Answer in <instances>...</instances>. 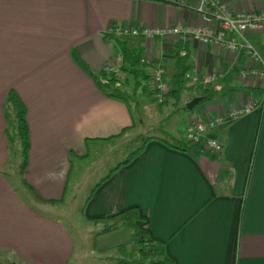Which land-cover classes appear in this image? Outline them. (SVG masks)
Wrapping results in <instances>:
<instances>
[{
	"label": "crops",
	"instance_id": "0c3cea01",
	"mask_svg": "<svg viewBox=\"0 0 264 264\" xmlns=\"http://www.w3.org/2000/svg\"><path fill=\"white\" fill-rule=\"evenodd\" d=\"M235 1L244 9L264 10V0ZM197 3L0 0V264H69L76 249L71 229L59 215L50 217L33 209L26 197L46 211L64 204L71 167L66 157L84 156L93 145H87L89 141L120 138L135 126L133 111L153 109L156 102L147 82L156 63L164 70L168 91L172 78L184 72L179 100L183 94L190 96L186 103L212 94L198 102L196 121L235 112L230 121L203 132L221 149L218 153L206 148L180 150L149 138L137 154L119 165L128 153L95 185L80 206L82 218L89 222L135 208L141 218L138 227L162 246L167 264H264V99L258 89L244 86L236 77L246 61L243 53L228 54L181 35L150 40L120 37L147 60L140 63L147 79L136 90L130 77L123 73L118 77L125 80L121 90L136 93L127 101L103 95L73 60L74 56L94 75L106 66L114 70L113 60L120 52L107 37L111 35L105 34L110 23L138 28L193 24ZM251 34L260 36L261 50L249 41ZM243 38L264 62V31L245 32ZM194 71L197 81H186L185 73ZM210 74L215 82L205 81ZM8 92L16 94L25 109L28 146L22 175L21 152L9 146L4 133ZM144 95L150 103L141 100ZM165 98L160 104L173 105L175 110L167 115L158 110L163 116L154 124L146 123L143 133L152 129L161 136V126L165 138L183 140L189 120L183 122L180 139L171 132L179 134L175 122L166 129L170 113L180 107L179 100L174 104ZM139 124H143L140 117ZM25 185L54 203L35 202ZM117 246L124 245L109 248ZM99 248L96 255L101 258L90 264H116L106 260L105 249Z\"/></svg>",
	"mask_w": 264,
	"mask_h": 264
},
{
	"label": "built area",
	"instance_id": "2783aa9c",
	"mask_svg": "<svg viewBox=\"0 0 264 264\" xmlns=\"http://www.w3.org/2000/svg\"><path fill=\"white\" fill-rule=\"evenodd\" d=\"M172 1L176 2L177 0ZM192 10L197 15V20L193 24L141 26L138 28L137 26L117 27L110 23L105 30V34L117 37L143 36L147 40L167 35H181L183 38H190L228 54L242 52L246 61L236 77L244 86L258 89L263 94L264 99L263 59L256 48L243 40L245 32L264 31V10H254L253 7L244 9L235 0H198L197 5ZM179 55L183 56L184 52H179ZM139 61L140 63L147 62L142 57ZM113 63L116 65L114 70L109 66H106L104 70H112L117 77H121L118 69L121 63L120 53L115 54ZM257 64L261 66L257 67ZM163 74L164 70L158 63L151 66L148 74L147 85L152 94L151 99L158 104L163 102L168 91ZM184 77L186 81H197L195 71L193 74L185 73ZM215 80L214 74L205 75L206 82L211 83ZM243 108H245L244 105ZM234 113L228 111L225 114L210 117L205 121L195 120L189 122L185 128L184 140L191 144H202L203 148L218 153L221 145L215 140L205 137L203 132L213 128L218 123L230 121Z\"/></svg>",
	"mask_w": 264,
	"mask_h": 264
},
{
	"label": "rangeland",
	"instance_id": "374dc122",
	"mask_svg": "<svg viewBox=\"0 0 264 264\" xmlns=\"http://www.w3.org/2000/svg\"><path fill=\"white\" fill-rule=\"evenodd\" d=\"M259 39L260 36L258 34H251L249 36V41L261 50V45L258 42ZM189 97L190 96H185V94H183L181 99L179 100L178 106L184 107L186 104V99ZM141 100L145 103H150L146 95H144ZM199 104L200 103L194 105L190 111L177 109V112L175 114L170 113L169 117L171 121H167L164 124V127L167 129V125L169 124V122H175V125L173 127L176 131L179 132V134L175 131L171 132L175 137L180 139L182 136V134L180 135V133L182 132L183 122L188 120L189 122H191L195 120V118L193 117L198 112ZM128 105H132V102H128ZM152 107L153 109H149L148 112L143 111L140 114L133 111L135 126L133 129L125 132L120 138H115L113 141L109 142L89 141L87 145L91 143L93 145L89 147L87 153L84 156L72 155L66 157V161L70 163L71 167L69 169V179L67 181V188L64 195V204L56 207V209H53V211H46L45 209H41V206L36 205L33 201L29 200L26 197L33 209L49 215L50 217L59 215L60 220L65 224V226L68 229H71L76 249L69 261V264H90L95 262L96 260L101 258L96 255L98 249H100L99 247L104 248L110 256H113L115 255V253H117V250L115 248H109L112 245L121 243L124 245V248L126 250L132 248L133 244L131 240V234L129 237L128 232L130 233V231L126 227H121L116 231H113L111 234H108L106 237L104 236V234H98L96 235V237H92V241L90 242L89 236H94L97 231L102 229L104 227L103 223L95 224L91 221H85L82 218L81 213L76 209L82 205L83 201L91 193L95 185H97L99 181H102L106 174L110 172V170L117 163H119L128 155V153L136 148L138 142H136V139L133 140V137H138L140 135L144 136L143 134L145 133H143V129H146V123L154 124L158 117L163 116V114H160L158 110H160L161 113H164L165 115L168 114V110H175V107L169 104L154 103ZM133 109L135 108L133 107ZM143 110L146 109L143 108ZM139 117L142 119L143 124H139ZM148 117L150 119H148ZM189 122H187V124ZM160 129L162 130L161 136L157 135L158 132L156 131H150L149 133L157 137H162L166 132L162 129L161 126ZM169 136L171 135L169 134ZM17 159L19 160V157L16 156V160ZM62 159H64V157ZM13 187L17 192L20 191L15 186ZM88 249L91 250V253L88 252Z\"/></svg>",
	"mask_w": 264,
	"mask_h": 264
},
{
	"label": "trees",
	"instance_id": "16d2710c",
	"mask_svg": "<svg viewBox=\"0 0 264 264\" xmlns=\"http://www.w3.org/2000/svg\"><path fill=\"white\" fill-rule=\"evenodd\" d=\"M107 37L114 40L116 46L119 48L122 59V62L118 67L119 72L121 74L123 73L125 77L128 76L132 79L133 90H136L140 84V81L147 79V73L143 69V66L140 65L139 61L141 51L134 47L129 48L123 38L113 36ZM73 60H75L79 68L94 82L97 89L103 95L114 99H122L127 101L129 97H134L136 94L134 91H131L129 94H127L125 91L121 90L125 80L121 81L113 71L102 70L98 74L94 75L81 61L77 60L74 56ZM183 74L184 72L180 71L172 78L165 101L170 99L173 100L174 104H177V101L179 100V97L184 89ZM141 89L143 92H147L146 87L142 86ZM211 95L212 94L210 93H206V95L201 96V99L207 100L211 97ZM180 109L184 108L180 106ZM3 111L5 120L7 122L4 130L7 142L9 143V146L15 145L19 152H21L22 158L20 162L19 173L22 175L24 170L23 166L25 152L28 146V127L25 120V109L17 95L8 92L5 98V106ZM150 131H152V129L149 131L147 130L145 134H143L144 136L140 135L136 138V142H138L136 148L132 150L129 156L122 160L119 165L125 163L130 158H132L133 155L137 154L142 148L143 143H145V141L149 138H158L159 140H163V142L169 146L180 150H190L193 148L203 149L202 144H191L185 140H172L170 138H165V134L162 137H157L151 135L149 133ZM26 188L30 191L35 202L46 204L54 203L53 200L41 198L30 187L26 186ZM80 211L81 207L79 208V212ZM140 220L141 218L138 216L137 210L133 207L120 211L119 213H116L112 216L93 218L90 220L95 224L103 223L104 226L102 229L97 231L94 236H92L93 238L98 234L110 232L121 227H126L130 231L133 244L132 248L126 250L124 246H117L115 249L117 250L118 254L115 253V255L110 256L106 252L107 256L104 258L107 260L112 259L116 264H167L168 260L164 256L162 246L159 243L151 240L147 234L138 227L137 221Z\"/></svg>",
	"mask_w": 264,
	"mask_h": 264
},
{
	"label": "water",
	"instance_id": "95a60500",
	"mask_svg": "<svg viewBox=\"0 0 264 264\" xmlns=\"http://www.w3.org/2000/svg\"><path fill=\"white\" fill-rule=\"evenodd\" d=\"M200 100H201V97H199V96L191 98V99L185 104V106H184L185 109H186L187 111L191 110L192 107H193L194 105H196Z\"/></svg>",
	"mask_w": 264,
	"mask_h": 264
}]
</instances>
